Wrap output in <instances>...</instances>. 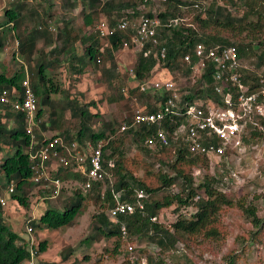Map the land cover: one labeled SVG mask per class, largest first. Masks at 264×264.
<instances>
[{
	"label": "trees",
	"instance_id": "trees-1",
	"mask_svg": "<svg viewBox=\"0 0 264 264\" xmlns=\"http://www.w3.org/2000/svg\"><path fill=\"white\" fill-rule=\"evenodd\" d=\"M77 1L68 0L66 8H75L78 5ZM87 1H89L91 12H95L101 6L98 11H103L104 19L114 26L116 24L112 20L113 15L108 16L107 14H114L125 9L124 13L120 12L117 15L120 17L127 15L129 10H132V14L129 16L134 18L140 15L138 8L140 5L150 6V8L153 6L160 8L163 5L164 9L159 13L155 10L142 15L151 18L157 16L164 24L169 23L170 20L180 19L182 9L187 8L194 13L193 22L197 28L186 27L182 23H178L170 28L161 29L162 41L168 51L161 69L167 68L172 72L187 74L189 69L183 64V58L186 54L194 51L197 43L203 42L207 46H236L240 57L246 62L252 61L254 64V71L243 72L245 84L251 90L258 86V73L264 72V40L258 43H238L231 41L224 33H235L237 37L247 34L248 38L262 33L264 31V0H242L241 2L236 0H139V3H125L120 0ZM27 3L29 0H23L14 8L7 10V20L2 24V27H7V31L20 28L21 24L26 21L23 12L28 8ZM197 4L198 7H196ZM241 7H244L245 11L241 17H237L234 15L235 11L240 10ZM28 12L31 17H39L34 8ZM49 22L43 20L41 25L34 27L31 31H25L26 33L20 37L18 52L19 56L24 57L25 60L20 63L23 65L13 74H9L3 67L4 69L0 73V95L4 90H8L10 93L20 91L24 79L29 76L39 105L38 118L40 119L46 111L51 109L48 122L42 121L40 129L50 132L52 138L62 137L65 141L78 143L87 153L88 168L90 167L88 146L91 144L94 149H98L101 145L103 168L108 172V176L103 181L95 182L91 189L85 190L86 195L77 189L68 201L63 202L61 209L48 208L38 222H29L33 231L40 233L45 230L56 231L72 227L75 225L76 219L82 215L86 204L93 202L98 211L94 216V235L88 236L85 242L91 246L103 238L113 239L114 247L106 249V253H109L107 260L124 253V247L128 242L135 243L137 241L155 245L161 255H166L171 251L179 254L185 252L186 238L200 236L205 239H215L220 237L222 214L229 209L240 208L251 219L256 229L254 237L260 241L264 237V219L258 217L257 207L255 205L247 206V197L238 202L229 198L222 187L227 184L226 179H231L226 176L221 179L216 175L212 176L210 173L211 159L207 155L193 154L183 143H174L170 148H164L157 152H151L145 147L148 137L153 136L160 128L172 131L176 126L175 123L166 120L163 125L155 126L151 130L142 125L126 132H120L121 125L117 131L116 128L111 129L109 124H104L102 130L96 132L92 126L94 118L99 116V113L92 112V107H96V103L93 101L90 104H81L74 97H70L69 91L78 89L81 75L87 73L92 63L97 67L98 60L102 61V56L105 54L108 56L110 65L102 69V78L105 86L107 84V87L112 91L117 90L115 79L120 71H118L115 62V54L122 49L121 42L127 38L125 34L117 33L111 36L108 44L103 46L96 33L89 36L79 35L71 19H64L63 27L57 28L55 31L50 29L53 25H49ZM92 23L93 14L88 13L85 24L90 27ZM39 40H44L51 49L48 52L38 50L37 42ZM77 44L83 47L82 54L78 53ZM105 47L107 49H104ZM3 48L4 41L0 40V53ZM135 58L133 69L136 76L132 79L148 80L151 78L157 66L156 58L153 55L144 58L142 54ZM35 61L37 64L30 74L28 64ZM205 77L209 84L211 82L210 73ZM68 80L69 83H67ZM206 92L198 89L194 95L192 94L188 98L194 99L199 96V98L205 99V94L211 96L210 85ZM131 93L134 94L137 91ZM53 94H61L64 98L60 109L55 106L52 100ZM167 95V93L150 91L139 95V97L140 102L145 106V112L150 114L161 109L160 103L165 102ZM116 96V99L111 98L112 102L122 101L125 97L121 91H117ZM66 111H70L72 118L81 120L80 129L77 132L67 127ZM175 118L178 124L183 121L181 116ZM259 121L264 131V119ZM26 125V118L22 113H16L0 102V175L9 184L12 181L16 182L17 188L12 198L22 205H28L30 196L29 191L26 190L28 186H46L34 184L31 181L33 172L29 157L30 136L26 133ZM249 131H251V136H245L244 143H248V137L259 138L263 135L259 129L252 125L249 126ZM41 132L36 130L37 138L40 141L43 139ZM216 143L218 145L220 142L216 140ZM39 145V142L35 144V149H38ZM126 145L134 146L140 154L131 157ZM151 160H155V162ZM156 166L157 171L155 170ZM139 170L143 171L142 175L138 174ZM196 170L204 172V175L197 177ZM62 171L67 173L65 177H63ZM53 177L61 181L74 177L83 185L87 180L82 173L63 167H60L55 173L53 172ZM177 186L179 190L174 192L173 188ZM51 187L53 192L49 197H60L62 189L60 194L55 197V187ZM139 192L145 193L148 197L140 200ZM118 195L121 202L137 204L141 201L144 204V209H137L133 214L121 215L117 220L111 219L109 212L116 207ZM198 197L200 198L198 199ZM164 209H171L177 216L170 227L159 222V215ZM189 209L194 210L190 216L186 214V210ZM122 224L126 225L127 236L122 233ZM49 247V242L42 240L38 247L39 256L46 253ZM69 250V254L62 258L61 263H46L39 257L38 264H67L70 261V255L73 254V249L69 248ZM233 256L235 258H232L228 264H236L237 256ZM29 257L30 250L26 240L7 224L0 205V264H21ZM175 257L176 255L172 256V258ZM101 259L103 261L106 257L102 255ZM147 260L148 264H166L165 259L154 256H148ZM187 261L193 264L188 259ZM133 262L127 258L122 264H132ZM71 264H81V262L75 260Z\"/></svg>",
	"mask_w": 264,
	"mask_h": 264
},
{
	"label": "rangeland",
	"instance_id": "rangeland-1",
	"mask_svg": "<svg viewBox=\"0 0 264 264\" xmlns=\"http://www.w3.org/2000/svg\"><path fill=\"white\" fill-rule=\"evenodd\" d=\"M103 1L107 0H101V2ZM20 2H23V0H0V40L4 41V48L2 53H0V73L4 68L7 69V71H15L23 65L20 64V61L23 62L25 58L19 56L17 42H20V37L26 33L25 31H31L34 27H38L42 24L43 20L51 21L54 28L60 29L63 27L64 19H71L73 21V26L78 31L79 35L89 36L91 34L94 35L96 24L100 19L105 17L103 11H98L101 6H99L95 12H91L89 9V1L87 0H78V5L73 9L66 8L68 0H32L27 3L28 8L23 12V15L26 16V21L21 24L20 28L7 31V27H2V24L7 20L6 11L14 8ZM120 2L139 3L140 1L120 0ZM32 8L37 10L39 17L35 16V18L29 15L28 11ZM138 8L140 15L131 18V24L133 22V25H136L139 22L142 14L155 10L159 13V11L164 9V6L162 5L160 8L153 6L150 8V6L143 7L140 5ZM123 11L125 12V9L120 12ZM131 11L132 10H129V12ZM244 11L245 8L241 7L240 10L235 11L236 13L234 15L241 17ZM120 12L107 15H113L112 17H116ZM88 13L93 14V23L90 27L85 24ZM180 19V23L186 27L193 26L197 28V25L193 22L194 13L187 8L182 9V16ZM251 20H253V18H251ZM4 31L6 32L4 33ZM224 35L230 38L231 41L238 43H258L259 41L264 40V31L253 35L251 38H248L247 34H243L239 37H237V34L235 33H224ZM40 43L42 44L40 51L42 49L45 50V44L42 42ZM77 45L78 53L82 54L83 47L80 44ZM104 49H107V47ZM135 60V55L130 50L121 49L115 54V62L117 63L118 71H121L115 79L116 91H112L108 88L107 84L106 86L103 85V87H106L105 90H99L96 87L100 85L101 82L104 83L102 69H105L110 65L106 54L102 56L101 64H98V66L95 67L92 63L88 68L87 73L81 75L79 78V84H82L85 88L87 85V90L82 92L73 91L72 89L69 91L70 97H74L81 104H90L93 101L96 103V107H92V112L99 113V116L96 114L97 116L92 122L94 131H101L104 124H109L112 127L111 129L116 128L118 131L119 125L122 126L124 122V117L132 114L133 107L131 106L130 100H127L124 97V100L122 101L117 100L116 102H112L111 98L116 99L117 91H122L123 88L130 91L129 96L132 95L139 97L138 92L134 94L131 93L132 91L137 90L134 88L136 85L135 80L129 76V70L133 68ZM36 64L37 61L28 64L30 74L32 70L35 69ZM253 65L252 61L248 62L250 69H254ZM67 83H69V80ZM73 83L75 84V82ZM187 86L189 87L191 84L188 83ZM52 98L55 106L60 109L64 99L63 96L61 94H53ZM50 111L51 109L46 111L41 117L43 122L47 121L50 117ZM65 119L68 128H71L76 132L80 129L81 120L78 118H72L70 111L65 112ZM250 133L251 131L247 134L250 135ZM261 133H263V135L259 138L248 137V143H243L241 151L228 149L221 161L213 159L211 163L212 165L210 166V173L212 176L216 175V177L220 179L225 176L229 177L231 181L227 182V186L224 185V187H222L228 194L229 198L234 202H238L241 201L242 198L247 197V206L255 205L258 209V217L264 219V131H261ZM49 136H51L50 133ZM112 137H114V135H112ZM126 147L129 149L131 157L140 154L134 146L130 147L129 145H126ZM142 158L144 159V156H142ZM151 161L155 162V160ZM59 168L60 167L56 170L58 171ZM50 169L56 171L54 167H50ZM155 170H158L157 166L155 167ZM62 174L64 175L63 177H65V174L67 173L62 171ZM138 174L142 175L143 171L139 170ZM195 175L201 177L204 175V172L196 170ZM234 176L238 177L239 182L237 181V183H234L232 180V177ZM8 185V181L0 175V196H4ZM77 189H80L85 195L87 194L84 185L74 179V177L62 181V192L58 198L49 197L53 192L51 186H28L26 189L30 193L28 205H22L11 197L8 206L2 207L3 215L12 230L17 232L21 238L28 240L30 238L27 232L29 227L27 226L28 222H38L48 208L61 209L63 202L68 201V199L75 194ZM178 190V186L173 188L174 192H177ZM193 211V209L186 210V214L190 216ZM97 213L98 211L95 207V203L88 202L82 215L76 219L74 226L56 231L45 230L40 233L33 231L32 236L34 237L37 246H39V243L42 240H47L50 245L49 250L40 255L42 261L46 263H61L62 258L69 254V248H71L73 249V254L70 255V261L69 263L67 262V264L74 263L75 260L81 262V264H122L127 258L134 261L132 264H148V256L165 259L166 264H190L187 259L193 264H228L232 258H235L233 255L237 256L236 264H264V237H262L260 241H257L258 239L254 237L256 229L252 224L251 219L247 216L245 211L240 208L229 209L222 214L220 237L215 239H205L200 236L186 238V244H184L185 252L176 254L174 251H171L166 255H161L155 245H148L146 242L140 243L137 241L135 243L128 242L124 247V253L108 260L107 254L109 253H106V249H112L114 247L113 239L109 240L103 238L91 246H88L85 242V239L88 236L94 235V216ZM176 218L177 216L171 209H164L159 215V222L170 227ZM130 247L133 248V251L130 250ZM126 248H128V251H126ZM102 255L106 257L103 261L101 259ZM174 255H176V257L172 258Z\"/></svg>",
	"mask_w": 264,
	"mask_h": 264
},
{
	"label": "built area",
	"instance_id": "built-area-1",
	"mask_svg": "<svg viewBox=\"0 0 264 264\" xmlns=\"http://www.w3.org/2000/svg\"><path fill=\"white\" fill-rule=\"evenodd\" d=\"M241 2L242 0H236ZM199 5L197 4L196 7ZM161 12V11H160ZM131 12L120 17H113L115 26L106 19H100L95 26V33L99 36L101 44L105 46L111 36L117 33L125 34L122 40V49L130 50L137 57L142 54L144 58L152 55L157 60V66L148 80H135V90L138 94H146L150 91L167 93V98L161 109L155 113H146L145 106L139 97L129 96V90L122 89V94L131 101L132 114L124 117L120 132H126L132 128L145 125L148 130L155 126L163 125L167 120L176 124L172 131L160 128L153 136L147 138L145 147L151 152H157L164 148H170L174 143H183L191 153L207 155L211 159L221 161L226 150H238L243 148V139L252 125L263 131L259 120L264 119V72L258 73V86L251 90L245 84L244 71H254L248 66V62L240 57L236 46L212 45L197 43L194 51L183 58V64L187 66V74L172 72L162 67V62L167 57V48L162 41L161 29L172 27L180 23L181 19L170 20L164 24L157 17L141 16L136 25L131 24ZM157 15V14H156ZM52 22H49V25ZM52 31L56 28L50 27ZM18 43V42H17ZM104 51V50H102ZM101 59L98 64H101ZM121 72V71H120ZM210 73L211 82L208 84L206 77ZM130 78H135L133 68L129 70ZM188 83L191 86H187ZM212 90V95L205 94L204 98L189 99L195 91ZM188 98V99H187ZM0 102L10 107L16 113H22L26 118V133L30 136V162L34 184H44L55 187V197L60 194L62 181L53 177L50 167L56 170L58 167L71 168L74 172L82 173L87 180L84 189L92 188L95 182L103 181L108 172L103 168L101 145L98 149L90 144V167L86 164L87 153L76 142L65 141L62 137H47L41 132V118H38L39 105L37 96L32 88L31 80L27 76L20 91L9 92L4 90L0 95ZM183 117L179 124L175 117ZM36 130L41 132L42 140H38ZM216 140L220 142L218 145ZM39 142V148L35 144ZM212 165V164H211ZM111 166H114L111 164ZM57 171V170H56ZM234 183L239 182L238 177H232ZM226 181L230 182L231 180ZM17 184L12 181L6 188L4 196H0V205L7 207L10 198L15 193ZM148 195L139 192L138 198L145 199ZM200 197H198L199 199ZM117 205L109 212L113 220L121 215L133 214L137 209H144L140 201L137 204L121 202L119 195L116 197ZM157 220V219H154ZM124 236L128 235L125 224L121 225ZM33 228H28L32 234ZM132 251L133 248L130 247ZM38 246L33 238L30 239V257L22 264H38Z\"/></svg>",
	"mask_w": 264,
	"mask_h": 264
},
{
	"label": "crops",
	"instance_id": "crops-1",
	"mask_svg": "<svg viewBox=\"0 0 264 264\" xmlns=\"http://www.w3.org/2000/svg\"><path fill=\"white\" fill-rule=\"evenodd\" d=\"M29 1H32V0H29ZM40 42H42V43H44L45 44V46H44V48H46L45 49V51L46 52H48L51 48H48L49 46H47V44L45 43V41L44 40H39L38 42H37V49L38 50H40V48H41V43ZM47 46V47H46ZM41 51H43V49L41 50ZM20 62H22V61H20ZM16 71V70H15ZM15 71H13V70H9L8 71V73H10V74H13ZM100 78V77H99ZM103 85H105L104 83H102L101 82V84L100 85H98V86H96L99 90H105L106 89V87H103ZM82 87V88H81ZM80 89V90H79ZM87 90V85H86V88L85 87H83V85L82 84H78V89L76 90V91H86ZM82 96H84V95H82ZM125 98L126 99H128L126 96H125ZM52 100H53V98H52ZM49 133L50 132H43V134L45 135V136H47V137H50L49 136ZM51 134V133H50Z\"/></svg>",
	"mask_w": 264,
	"mask_h": 264
},
{
	"label": "clouds",
	"instance_id": "clouds-1",
	"mask_svg": "<svg viewBox=\"0 0 264 264\" xmlns=\"http://www.w3.org/2000/svg\"><path fill=\"white\" fill-rule=\"evenodd\" d=\"M11 199V198H10ZM29 222H31V221H29ZM28 222V224H27V226H29V227H32L31 226V224ZM28 227V228H29ZM27 232H28V230H27ZM33 233V232H32ZM28 235L30 236V238L28 239V240H26V243L28 244V246H29V250H30V239L31 238H33L34 239V237L32 236V234H30V233H28ZM35 240V239H34ZM36 245H37V243H36ZM39 247V246H38ZM40 257V256H39ZM38 261H39V259H38ZM22 264V263H21Z\"/></svg>",
	"mask_w": 264,
	"mask_h": 264
}]
</instances>
